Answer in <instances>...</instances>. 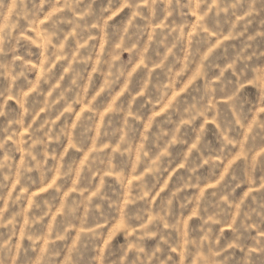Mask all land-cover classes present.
I'll list each match as a JSON object with an SVG mask.
<instances>
[{
  "label": "clouds",
  "instance_id": "obj_1",
  "mask_svg": "<svg viewBox=\"0 0 264 264\" xmlns=\"http://www.w3.org/2000/svg\"><path fill=\"white\" fill-rule=\"evenodd\" d=\"M0 264H264V0H0Z\"/></svg>",
  "mask_w": 264,
  "mask_h": 264
}]
</instances>
